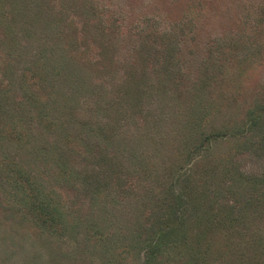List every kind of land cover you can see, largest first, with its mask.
Masks as SVG:
<instances>
[{
    "label": "rangeland",
    "instance_id": "rangeland-1",
    "mask_svg": "<svg viewBox=\"0 0 264 264\" xmlns=\"http://www.w3.org/2000/svg\"><path fill=\"white\" fill-rule=\"evenodd\" d=\"M0 264H264V0H0Z\"/></svg>",
    "mask_w": 264,
    "mask_h": 264
},
{
    "label": "trees",
    "instance_id": "trees-1",
    "mask_svg": "<svg viewBox=\"0 0 264 264\" xmlns=\"http://www.w3.org/2000/svg\"><path fill=\"white\" fill-rule=\"evenodd\" d=\"M48 213H50V215H51V212H49V211H48ZM51 218H53V216H52V215H51Z\"/></svg>",
    "mask_w": 264,
    "mask_h": 264
}]
</instances>
